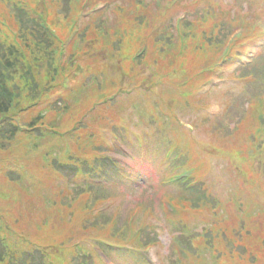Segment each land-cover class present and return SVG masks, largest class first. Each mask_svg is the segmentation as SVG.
Returning a JSON list of instances; mask_svg holds the SVG:
<instances>
[{
  "label": "trees",
  "instance_id": "trees-1",
  "mask_svg": "<svg viewBox=\"0 0 264 264\" xmlns=\"http://www.w3.org/2000/svg\"><path fill=\"white\" fill-rule=\"evenodd\" d=\"M98 1L0 0V17L7 21H0V151L20 140L16 112L38 105L43 111L30 120L35 130L22 138L29 141L26 153L38 155L37 165L48 177L46 189L31 194L39 203L36 212H21L0 183L5 197L0 264H109L106 256L113 262L149 264L134 248L160 244L166 227L171 264H214L212 256L219 264H264V208L258 222L242 219L235 225L222 198L204 180L216 158L227 161L224 167L244 197L242 186L264 185V46L251 63L231 73L238 85L223 92L222 112H204L218 87L198 93L211 77H227L219 73L220 63L239 61L264 32L248 30L225 54L240 18L225 14L221 0H188L184 6H168L164 14L155 0H106V8L91 13L74 31L80 13ZM244 2L235 0L240 8ZM185 8L188 17L176 24ZM73 31L63 57L60 41ZM142 46L145 53L133 60ZM65 77L73 81L69 88ZM129 107L127 121L123 111ZM179 107L197 112L193 124L208 129L212 140L199 139L181 122L175 116ZM49 118L57 133L42 126ZM132 125L141 127L142 135ZM104 131L119 135L136 155L153 156L162 167L161 182L168 191L159 204L145 199L132 210L139 211L137 225L144 223L138 236L131 237L134 225L121 204L140 175L106 154L124 150ZM240 133L245 138L235 140ZM185 170L192 177L171 182L170 172ZM6 176L16 180L22 175L8 170ZM117 197L123 199L118 205L102 209ZM165 200L176 214L167 210ZM149 215L157 222L144 218ZM195 219L209 224L200 227ZM178 247L190 261L180 257Z\"/></svg>",
  "mask_w": 264,
  "mask_h": 264
},
{
  "label": "rangeland",
  "instance_id": "rangeland-1",
  "mask_svg": "<svg viewBox=\"0 0 264 264\" xmlns=\"http://www.w3.org/2000/svg\"><path fill=\"white\" fill-rule=\"evenodd\" d=\"M232 1V2H231ZM252 1V5L248 3L249 12L259 11L263 3L261 0H250ZM257 1V2H256ZM222 6L226 9L232 10V5L238 6L233 0H223ZM236 11V10H235ZM253 51V50H252ZM234 66L225 70L224 73H228L232 71ZM217 83H221L220 81H216ZM235 83L233 79L227 77V82L223 84V88H219L216 90V94L212 96V104L207 109V112L211 114H216L221 111V104L216 100H224L226 98L223 94L225 90H227L230 86ZM210 86H207L204 90L208 89ZM224 89V90H223ZM215 100V101H214ZM180 115L183 116L185 120L188 122L189 119L194 120L196 117L195 112H191L189 114L179 112ZM108 137L109 134L104 132ZM210 132L205 127H200L196 129V136L204 141H209L211 138ZM245 138V134L240 133L235 140H241ZM231 147L235 148L236 145L234 142ZM28 145L26 143H19V141H15L11 148L6 151H0V183L4 184L6 188V192L10 196L13 195L14 199L17 201V208L24 212L26 210H31L36 212L38 210L39 203L36 202V199H33L32 192L35 189L45 190L46 189V181L48 177L45 173L38 167V155L35 154H27ZM10 152L6 154V152ZM127 164L132 166L136 171L140 174V179H138L137 186H135L134 190H129L125 202L121 204V208L123 211V215L133 209L138 203L145 199H153L156 204L160 201V196L162 193L166 191V188L161 186L160 184V170L158 167V163L149 158L135 160L132 157H126L123 159ZM214 166L212 164V171L208 174V185L211 190H214L221 198H222V207L227 210L230 218H234V224H238L242 222V219H249L250 221L258 222L261 218L260 208H264V185L261 186L260 183H254L250 186H242L241 188L246 189L247 197L239 194V192L234 189L231 183L237 182L235 177L232 175V172L229 171L224 165L227 161L223 159H214ZM9 169H16L21 173V178L16 180H10L5 174V172ZM239 188V187H238ZM0 203L4 201V195L0 192ZM23 199L30 200V205H26L22 203ZM248 199L252 203H248ZM112 203V201H111ZM156 211H159V207L156 208ZM60 209L55 210L56 217H59ZM161 213V212H160ZM195 221L199 222V226L206 224L209 222L207 219H195ZM163 243L161 245H156L155 249L150 251H144L146 256L154 263V264H165L163 258H165V254L168 253L170 248L168 247V243L170 241V237L166 234H163ZM240 244V241H236ZM164 244V245H163ZM157 249V250H156ZM157 251V252H156ZM212 255V254H211ZM213 263L219 264V260L213 257ZM166 261L170 263L168 258L166 257ZM119 264H134L132 262H119ZM171 264V263H170ZM212 264V261L210 262ZM223 264V263H222ZM229 264H234L232 260L229 261ZM241 264H248L245 261H242Z\"/></svg>",
  "mask_w": 264,
  "mask_h": 264
}]
</instances>
